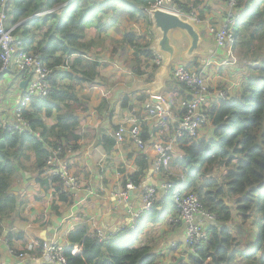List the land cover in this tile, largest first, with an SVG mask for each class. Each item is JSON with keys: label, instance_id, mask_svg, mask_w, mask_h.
I'll return each mask as SVG.
<instances>
[{"label": "trees", "instance_id": "obj_1", "mask_svg": "<svg viewBox=\"0 0 264 264\" xmlns=\"http://www.w3.org/2000/svg\"><path fill=\"white\" fill-rule=\"evenodd\" d=\"M205 1L173 0L174 7L170 8L187 15L200 10L198 17L204 20L202 13L210 9L209 6L202 9ZM157 2L7 0L6 28H14V35L23 39L28 50L40 52L54 75L50 93L33 97L30 109L24 113L30 123L29 131L0 128V235L3 223L12 225L15 219L22 218L31 202V197L19 193L18 186L24 177L34 181L45 193L52 192L60 201H72L68 194L58 193L59 176L44 175L47 159L52 149L61 147L63 158L70 160L69 152L78 151L82 146L84 117L80 113L87 112L89 104L81 98L80 90L97 80L96 84L102 86L106 64L94 61L91 56L94 50L101 53L108 49L105 42L109 30L121 35L120 39H110L114 43L111 55L122 52L133 75L148 74V81L154 79L155 67L150 63L156 54L151 49L154 34L149 11ZM240 5L243 9L234 27V53L240 60L239 65L247 69L241 90L235 97L204 105L212 120V134L203 139L185 135L178 141V156L171 154V167L185 175L184 190L196 193L203 208L218 216L217 221L207 223V236L197 252H185L187 259L180 264H264V0H241ZM2 9L0 0V12ZM39 13L42 15L36 16ZM108 16L112 17L110 21ZM139 22L150 28L149 31L135 30L133 26ZM73 55L78 56L68 69H63ZM248 62L255 63L256 67ZM201 66L198 59L186 65L198 70ZM12 74L9 89L20 76L17 72ZM3 81L1 77L0 87ZM167 92L175 97L186 92L184 98L192 97L191 89L173 80L167 82L162 94ZM136 97L140 104L150 98L143 91ZM128 102L125 97L122 105L127 106ZM170 125L174 129L176 122L171 121ZM116 128L112 125V129ZM36 131L41 136L37 137ZM100 135L98 143L110 151L115 146L113 136L107 130H101ZM142 136L146 141L151 138L149 127H145ZM136 164L138 171L127 178L139 183L152 162L144 155L136 158ZM173 181L180 183L176 178ZM52 207L55 215L61 214L55 201ZM175 214V202L169 191L153 208L140 215L135 228H125L100 239L90 225H79L67 235L69 246L64 254L68 264H162L164 257L155 252L151 242H142L141 235L151 226L159 227L162 233L180 226H164L167 218ZM24 235L20 231L18 237L24 238ZM8 238L12 240L14 234L9 233ZM75 246L80 248L77 254L72 253Z\"/></svg>", "mask_w": 264, "mask_h": 264}, {"label": "crops", "instance_id": "obj_2", "mask_svg": "<svg viewBox=\"0 0 264 264\" xmlns=\"http://www.w3.org/2000/svg\"><path fill=\"white\" fill-rule=\"evenodd\" d=\"M206 6H209L210 9L205 11L204 14L202 13L204 17L203 24L206 27L205 33L203 32L202 35L205 39L204 48H209L212 45H217L214 36L209 31L208 24L211 22L213 23L219 17L223 19L226 9L220 0H206L201 7L204 9ZM200 12V10H194V13L198 16ZM107 18L108 21L112 19L111 16ZM126 26H128L127 22L124 23V27ZM107 36L108 40L105 42L107 46L109 45L108 41L112 42L110 39L121 38L119 32L113 29L107 32ZM185 46H187V43ZM218 49H221L223 53H219ZM108 51L109 48L101 53H96L94 50V55L91 56V59L94 61L106 64L102 73V86L96 84L98 83L97 80L94 84H85L80 90L81 98L89 104L88 111L80 113L81 117H84L81 122V132L84 137L80 141V144H82L81 148L78 151L68 154L70 166L80 184V189L72 201L62 202L55 198L51 192L45 193L41 188L45 193L42 200L39 199L40 201L38 202H30L22 218L15 219L12 225L6 222L3 223V231L0 235V259L6 264H40L30 259L19 260L13 253H10V249L20 250L25 248L31 240L39 242V239H51L64 247H68L67 235L77 226L85 223L90 225L92 230L97 231V229H102L109 234L119 227L125 226L131 220V215L128 212L129 206H139L141 203L140 199L135 197L131 198L127 205H117V198L112 196V192L114 189L124 184L129 174L138 171V166L136 164V158L138 156L141 157L145 155L152 163L154 162L155 157H157V146L168 138L169 128L159 126L157 124L158 120L149 117L146 113L144 109L146 102L140 104L137 100L138 97H136V95L143 91L140 89V82H149L145 76L137 77L128 69L130 73H128L127 70L125 76H129L132 79V81H129V78L124 80V83H130L128 87H124V90H117L111 85L115 83L114 80L118 76L115 73L110 74V65L108 64H113L114 60L110 55L111 52ZM129 53L131 54L132 51L130 50ZM77 56L73 55L68 58L70 66L71 61ZM225 56L226 51L217 46L213 54L207 55L204 59H196L201 62L203 67L201 66L199 69L205 73L212 90L227 89L230 96L235 97L241 90L240 88L247 74V69L241 67V65L237 66V68L220 65ZM238 70L239 72L236 78L230 76L232 72ZM13 78L14 77H11L7 83L4 80L1 84L0 95L4 100V105H2V99H0V115L3 111L11 112L18 99L19 85L15 84L9 89ZM19 79L20 77L17 79V82ZM119 84H123V82ZM4 91H6V94ZM117 93L120 94L118 95ZM185 94L186 92H183V94H180L178 97L173 96L171 92H167L164 95L161 94L169 107L171 116L180 117V104ZM112 95H115L116 99L113 98L115 101L112 100ZM125 97L129 99L127 106L122 105ZM215 100H217V98H215ZM100 102H103L102 105L107 107L103 119L98 114V107H95L99 105ZM214 102V99H211V103ZM208 103H210V101ZM107 114L108 117L105 119ZM129 115L143 119V131L145 127H149L151 138L147 141L143 149H139L137 146L133 145L132 142L127 141L126 144L122 146L115 145L110 151L106 150L103 144L98 143L101 138L100 131L107 130V133L113 136L114 129H112V125L117 126L122 119ZM112 119H116V121H114L115 123L112 122ZM207 132V134L204 132L202 135L206 137L212 134L211 129ZM176 151H179L178 146H176L174 150V154L178 156ZM101 155H106L104 160H100ZM130 156L132 157L130 158ZM152 167L153 165H150V168L145 170L142 177L155 185H161L164 180L163 173L154 172L152 175ZM169 168L171 172H177L171 165ZM88 186H91L95 192L90 193L86 189ZM53 201H55V204L58 206V211L61 214L55 215L53 213ZM20 231H24V238L18 237ZM9 233L14 234L12 240L8 238ZM160 234H162V232ZM141 239H144L142 235ZM154 243L155 242H151V245L153 246ZM170 246L175 248L174 256L178 257L181 254L185 255L184 227L177 226L175 229L170 230L165 241L159 245L162 249L153 248L157 253L163 250L162 253L168 255L166 249ZM33 254L39 255L40 250L37 249ZM171 256H173V254Z\"/></svg>", "mask_w": 264, "mask_h": 264}, {"label": "built area", "instance_id": "obj_3", "mask_svg": "<svg viewBox=\"0 0 264 264\" xmlns=\"http://www.w3.org/2000/svg\"><path fill=\"white\" fill-rule=\"evenodd\" d=\"M220 1L226 9L225 16L223 19L219 17L213 23H209L208 28L214 36L216 45L226 51V56L220 65L237 68L240 60L234 53V27L241 15L243 6L240 5V0ZM6 4L7 0H2L3 9L0 12V78L4 77L7 83L11 77H14L12 73L17 72L20 74L19 81H16L17 85L22 80H27L28 82L25 89L19 88V96L13 110L11 112H2L0 115V128L8 129L12 132H25L30 130V123L24 113L30 109L33 97L47 96L50 93L51 78L54 75V70L43 61L40 52L28 50L25 47L23 39L14 35V28H6ZM169 4L170 7L173 6V0H158L156 7L163 8L165 5L169 6ZM40 15L42 13L36 16ZM189 16H192L198 23H203V20L197 14L193 13ZM69 62L67 59L63 69L70 67ZM162 62L163 57L156 55L155 59L150 63L152 68L155 67L154 72L161 66ZM248 64L253 67L256 66V64L254 65L251 62H248ZM170 76L171 80L183 83L191 89L192 97L183 98L180 104V117L171 116L169 110L168 114L165 115L163 108L152 103L150 99L146 101L144 107L149 117L158 120L157 124L159 126L169 128V136L157 146V157L152 163V175L154 172L163 173L164 180L161 185H155L150 181H146L144 177L139 183H136L132 178H126L123 185L114 189L112 196L117 198V205H127L130 199L135 197L139 198L141 203L139 206H129L128 212L131 215V220L125 226H121L109 234L120 232L125 228L137 227L140 215L144 211L153 208L164 194L171 191L175 202L176 214L170 215L166 223L171 226L180 225L184 227L185 249L190 254H195L207 236V223L217 221L218 216L203 208L196 193L184 190L186 184L184 173L181 171L174 173L169 168L172 159L171 154L174 153L176 146H178V141L185 135L198 139L205 137L202 134L204 132L207 134V131L212 129L213 126L209 113L203 109V106L209 101V104H212L211 99L217 98L214 101L218 102L221 98H226L229 95V91L227 89L212 90L202 70L187 68L185 64L174 63L170 68ZM145 77L148 79V74ZM172 120L176 122L174 129H171L170 125ZM35 134L37 137L41 136L39 131H36ZM142 134L143 119L129 115L118 123L112 135L117 146H122L127 141H130L139 149H143L147 141ZM105 156L101 155L100 160H104ZM47 164L44 175L59 176L61 186L58 193L68 194L73 200L80 189V184L72 171L70 161L63 158L61 147L52 149L47 159ZM173 178H176L180 183H174ZM86 189L90 193L95 192L91 186L86 187ZM52 191H54V188ZM97 232L100 239L109 235L102 229H97ZM65 248L51 239L41 240V242L31 240L25 248L20 250L10 249V253H13L19 260L30 259L40 264H68L64 254ZM37 249H40V254L34 255L33 253ZM78 252H80V248L75 246L72 253L77 254ZM0 264L6 263L0 259Z\"/></svg>", "mask_w": 264, "mask_h": 264}, {"label": "water", "instance_id": "obj_4", "mask_svg": "<svg viewBox=\"0 0 264 264\" xmlns=\"http://www.w3.org/2000/svg\"><path fill=\"white\" fill-rule=\"evenodd\" d=\"M149 14L154 34L151 49L156 55L163 57V62L156 69L153 80L147 83L140 82L139 85L140 89L148 92L150 101L160 105L167 115L168 105L161 94L167 82L171 81V66L174 63L187 65L196 58L204 59L207 55L213 54L217 46L204 48L205 39L202 34L206 27L191 16H183L179 12L161 7L151 9ZM176 33H179L180 38L176 37ZM183 38L186 39L187 46H179L176 43ZM218 52L223 53L221 49H218ZM27 82V80H22L19 88L25 89ZM185 252H187L186 249ZM185 258V255L180 256L174 264H179Z\"/></svg>", "mask_w": 264, "mask_h": 264}, {"label": "rangeland", "instance_id": "obj_5", "mask_svg": "<svg viewBox=\"0 0 264 264\" xmlns=\"http://www.w3.org/2000/svg\"><path fill=\"white\" fill-rule=\"evenodd\" d=\"M163 8H170V4H169V6L168 5H165ZM135 23V22H134ZM133 24V23H132ZM128 25V24H127ZM134 27V29L135 30H137L139 33H144V32H147V31H149V29H147L146 28V26L144 25V23L143 22H139V23H137V25L136 26H133ZM152 30V29H151ZM205 33V32H204ZM176 37H179L180 38V35H179V33H176ZM176 43L179 45V46H184V45H186V39H181L180 41H176ZM108 48H109V51L111 52L112 50H113V48H114V43L113 42H109L108 41ZM108 51V52H109ZM111 55V54H110ZM111 57L113 58V60H114V63L113 64H108V65H110V68H109V70H110V74L111 73H115L118 77L114 80L115 81V83L114 84H111L112 86H114L117 90H124V87H128L129 86V84L130 83H124V80L125 79H127V78H129V81H132V79L129 77V76H125L126 75V71L129 69L128 68V61H127V57L126 56H124L123 54H122V52H121V54H118V55H111ZM176 62H178V61H176ZM107 71V70H106ZM239 71H234V72H232L231 73V75L230 76H232V77H235L236 78V76H237V73H238ZM128 73H130V71L128 70ZM120 76H121V78H120ZM123 82V84H119V83H122ZM6 91H10V90H6ZM6 91H4V93L6 94ZM118 95L120 94V93H117ZM117 95V96H118ZM113 97H112V100H113V98L114 99H116L115 98V95H112ZM134 99H135V97H134ZM136 100V99H135ZM215 100V99H214ZM113 101H115V100H113ZM216 101V100H215ZM3 102H4V100L2 99V105H4L3 104ZM102 103L103 102H100V104L99 105H97V104H95V105H97V106H95V107H98V114L101 116V118L103 119V115L105 114V110L107 109V107H105V106H103L102 105ZM108 117V114L106 115V117H105V119ZM114 121H116V119H112V122L113 123H115ZM36 184H35V182L34 181H29L28 179H26L25 177L22 179V181H21V183H20V185L18 186V189H19V193H21V194H27L29 197H31V203L32 202H34V201H40V200H42L43 199V197H44V192H43V190H41V188L39 187V186H35ZM52 193V192H51ZM40 199V200H39ZM232 205H234L235 203L234 202H232L231 203ZM237 221V223H241V221H240V219H237L236 220ZM165 227H169V224L168 223H166L165 225H164ZM169 232H170V229H167V230H165V232L164 233H162V234H160L161 233V230H160V228L158 227V228H154V227H148L145 231H144V233L142 234V238H144V239H141V241L142 242H148V243H150V242H155L154 243V248L155 249H158V248H160L159 247V245L160 244H162L164 241H165V239L167 238V234H169ZM234 232V231H233ZM235 233V232H234ZM160 249H162V248H160ZM167 252H168V255H165V254H162V251L163 250H158L159 251V253L158 254H161L163 257H164V259H162V264H165V263H173L174 264V260H172L174 257H176V256H174L175 255V253H174V247H172V246H170V247H168L167 249ZM173 254V256H171ZM182 255H184V254H181L180 256H182ZM180 256H178L177 257V259L180 257ZM185 256H186V254H185ZM171 258V259H170ZM176 259V260H177ZM175 260V261H176ZM167 261V262H166ZM187 261V260H186ZM180 264V263H179Z\"/></svg>", "mask_w": 264, "mask_h": 264}, {"label": "clouds", "instance_id": "obj_6", "mask_svg": "<svg viewBox=\"0 0 264 264\" xmlns=\"http://www.w3.org/2000/svg\"><path fill=\"white\" fill-rule=\"evenodd\" d=\"M171 10V9H170ZM180 13V12H179ZM183 15V14H182ZM183 16H189V15H187V14H184ZM192 17V16H191ZM254 65H255V63H253ZM256 67V66H255ZM245 78H246V76H245ZM230 96V93H229V95L227 96V97H229ZM150 99V98H149ZM212 132V131H211ZM178 172V171H177ZM185 181H186V179H185Z\"/></svg>", "mask_w": 264, "mask_h": 264}]
</instances>
